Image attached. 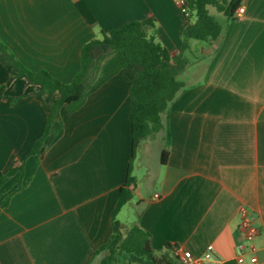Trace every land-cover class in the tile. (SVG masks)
I'll list each match as a JSON object with an SVG mask.
<instances>
[{
  "label": "crops",
  "instance_id": "1",
  "mask_svg": "<svg viewBox=\"0 0 264 264\" xmlns=\"http://www.w3.org/2000/svg\"><path fill=\"white\" fill-rule=\"evenodd\" d=\"M149 15L157 40L178 55L189 21L177 0H0V38L26 67L68 83L85 43ZM215 15L219 40L191 39L183 51L184 90L167 130L153 137V157L145 140L133 155L131 69L77 110L62 105L37 155L30 151L60 93L36 95L39 86L0 62V85L10 81L0 102V174L24 166L21 182L18 173L0 187V264H100L103 254H95L112 236L129 170L136 187L125 206L135 219H119L125 206L117 219L149 231L156 253L170 243L200 257L212 245L207 264H239L241 252L249 260L251 242L240 229L247 216L260 227L252 243L255 264H264V0H246L232 18Z\"/></svg>",
  "mask_w": 264,
  "mask_h": 264
},
{
  "label": "trees",
  "instance_id": "2",
  "mask_svg": "<svg viewBox=\"0 0 264 264\" xmlns=\"http://www.w3.org/2000/svg\"><path fill=\"white\" fill-rule=\"evenodd\" d=\"M242 2L243 0H186L189 15L184 16L189 23L182 50L176 56L157 40L153 16L149 15L142 21L128 22L111 30L102 39H93L83 45L80 70L68 83L57 79L45 69L33 71L26 67L0 38V62L7 71L24 78L27 85L39 86L36 93L38 96L60 93L52 106L45 131L35 142L30 154L39 155L52 125L60 119L62 105H67L70 111L77 110L90 93L121 69L129 68L135 73L129 91L132 147L135 155L143 140L167 130L170 106L184 90V84L178 75L188 64V59L183 56L188 41L194 39L199 42H217L222 35L223 26L213 11L225 18H232ZM194 16L196 19L193 21ZM9 85L10 81L0 85V102ZM165 139L169 143L168 131ZM166 154L167 150L164 149L163 161ZM18 173L16 180L21 182L23 164L1 173L0 187ZM135 187L136 180L129 170L113 211L112 236L95 254H103L100 264H182L176 254L179 249L176 244L166 243L165 251L156 253L149 231L140 227L138 222L127 225L117 219L120 210L131 201ZM10 197L11 194L5 198L3 206L8 204ZM138 217L139 215L137 220Z\"/></svg>",
  "mask_w": 264,
  "mask_h": 264
},
{
  "label": "built area",
  "instance_id": "3",
  "mask_svg": "<svg viewBox=\"0 0 264 264\" xmlns=\"http://www.w3.org/2000/svg\"><path fill=\"white\" fill-rule=\"evenodd\" d=\"M177 3L180 7L181 12L185 15H189V10L186 7V0H177ZM246 0H243L241 6L237 9L236 14L241 15L245 11ZM245 211V210H244ZM240 229L243 231L245 238L251 242L249 245V251L253 254L249 260H247L245 253L241 252L238 256L239 264H255L257 262V257L255 255L256 247L252 243L253 240L260 233V227L256 225L249 217L245 216L240 224ZM243 248L242 246H239ZM214 248L212 245H209L202 256L195 257L189 250L178 249L176 254L179 256L182 264H207V261L213 258Z\"/></svg>",
  "mask_w": 264,
  "mask_h": 264
},
{
  "label": "rangeland",
  "instance_id": "4",
  "mask_svg": "<svg viewBox=\"0 0 264 264\" xmlns=\"http://www.w3.org/2000/svg\"><path fill=\"white\" fill-rule=\"evenodd\" d=\"M214 13H216L215 11H213ZM196 19V17L194 16L192 18V20L194 21ZM156 139L153 138V137H150L148 139L145 140V142L149 141L150 142V145L146 148V150H149V156L150 157H153V156H156V154L158 153L157 150L159 149V144L156 143L155 141ZM152 141V142H151ZM143 149H139L137 151L138 155H140L142 152H143ZM148 152V151H146ZM119 219L123 222H126V223H131L132 221H134L135 219V213H134V210L132 209L131 205H127L123 208L121 214L119 215ZM130 225V224H129Z\"/></svg>",
  "mask_w": 264,
  "mask_h": 264
}]
</instances>
